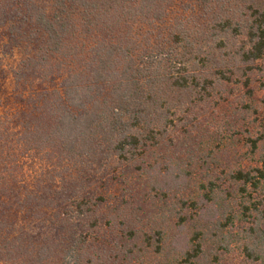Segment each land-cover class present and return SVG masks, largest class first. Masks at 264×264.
Wrapping results in <instances>:
<instances>
[{
  "label": "trees",
  "instance_id": "trees-1",
  "mask_svg": "<svg viewBox=\"0 0 264 264\" xmlns=\"http://www.w3.org/2000/svg\"><path fill=\"white\" fill-rule=\"evenodd\" d=\"M263 65L264 0H0V264H224Z\"/></svg>",
  "mask_w": 264,
  "mask_h": 264
},
{
  "label": "rangeland",
  "instance_id": "rangeland-1",
  "mask_svg": "<svg viewBox=\"0 0 264 264\" xmlns=\"http://www.w3.org/2000/svg\"><path fill=\"white\" fill-rule=\"evenodd\" d=\"M264 66V65H263ZM251 87L256 92L255 106L257 112L251 116L252 123L251 129L255 133V137L264 134V71L255 73L252 76ZM249 152L247 147L236 146L228 149L227 152L219 155V161L224 162L225 165L234 166L242 162L243 166L252 165L260 159V154L257 156L246 155ZM263 153V152H262ZM244 219H237L234 223H229L230 225L226 228L225 242L223 243V249L227 250L222 255L224 264H260L256 262L253 257L248 255L246 249V243H251V238L247 236L250 234V228L256 227L257 233L254 237H259L264 231V216L260 215L258 212H254L252 219L248 217L246 221ZM224 222V218L222 219ZM226 222V221H225ZM252 222V223H251ZM261 241V243H260ZM258 247L260 250L264 249V238L259 237ZM254 248V247H253ZM253 250V249H252Z\"/></svg>",
  "mask_w": 264,
  "mask_h": 264
}]
</instances>
